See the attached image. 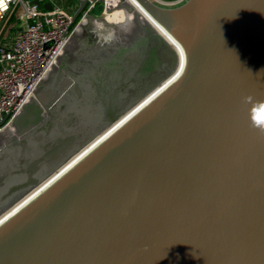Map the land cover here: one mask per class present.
I'll return each mask as SVG.
<instances>
[{
	"label": "water",
	"instance_id": "1",
	"mask_svg": "<svg viewBox=\"0 0 264 264\" xmlns=\"http://www.w3.org/2000/svg\"><path fill=\"white\" fill-rule=\"evenodd\" d=\"M130 1L0 133V264H264V0Z\"/></svg>",
	"mask_w": 264,
	"mask_h": 264
},
{
	"label": "built area",
	"instance_id": "2",
	"mask_svg": "<svg viewBox=\"0 0 264 264\" xmlns=\"http://www.w3.org/2000/svg\"><path fill=\"white\" fill-rule=\"evenodd\" d=\"M120 2L87 0L82 20H74L63 0H0V133L14 131L11 123L81 23L101 6L106 18Z\"/></svg>",
	"mask_w": 264,
	"mask_h": 264
},
{
	"label": "rangeland",
	"instance_id": "3",
	"mask_svg": "<svg viewBox=\"0 0 264 264\" xmlns=\"http://www.w3.org/2000/svg\"><path fill=\"white\" fill-rule=\"evenodd\" d=\"M158 1L164 3L166 7H176V6H179V5L183 4L186 0L184 2H181V3H178V4H174V3H177L179 0H158ZM63 5L67 9V11L73 15L76 12V10H77L78 2L76 0H63ZM93 17H95V18H103V16H102V6L95 11ZM102 20H103V23H102V26H103V24L106 22L107 19H102ZM101 27H99V28H101Z\"/></svg>",
	"mask_w": 264,
	"mask_h": 264
},
{
	"label": "flooded vegetation",
	"instance_id": "4",
	"mask_svg": "<svg viewBox=\"0 0 264 264\" xmlns=\"http://www.w3.org/2000/svg\"><path fill=\"white\" fill-rule=\"evenodd\" d=\"M89 40V39H88ZM88 40L86 41L87 43H86V45L89 43L88 42ZM146 48L147 47H145V45H142L141 47H140V54H143L145 51H146ZM104 60L105 61H108V62H112V61H115L116 59H114V58H112V57H110L109 56V54H105V56L104 57H102V61H100L101 63L102 62H104ZM88 66V65H87ZM88 67H90L92 70H90V71H86V75H88V76H92V77H94L96 74H94V72H96V71H98L99 69H101V70H104V69H106L105 67H104V65H97V64H91L90 66H88ZM68 67H66V69H67ZM73 68V66L71 67V69ZM100 70V71H101ZM62 72H64V71H62ZM71 73H72V75L73 76H75V73H74V71L73 70H71L70 71ZM98 75H100L99 73H97ZM53 75H54V77H57L58 78V76H59V74H54L53 73ZM79 75V74H78ZM103 75H105V74H103ZM101 76V75H100ZM99 76V77H100ZM102 77V76H101Z\"/></svg>",
	"mask_w": 264,
	"mask_h": 264
},
{
	"label": "bare ground",
	"instance_id": "5",
	"mask_svg": "<svg viewBox=\"0 0 264 264\" xmlns=\"http://www.w3.org/2000/svg\"><path fill=\"white\" fill-rule=\"evenodd\" d=\"M127 4H129L133 9H134V11H132L130 14H129V17H131L134 13H135V11H139V8L138 7H136L130 0H124ZM102 26V24H99V27H101Z\"/></svg>",
	"mask_w": 264,
	"mask_h": 264
},
{
	"label": "crops",
	"instance_id": "6",
	"mask_svg": "<svg viewBox=\"0 0 264 264\" xmlns=\"http://www.w3.org/2000/svg\"><path fill=\"white\" fill-rule=\"evenodd\" d=\"M77 11V10H76Z\"/></svg>",
	"mask_w": 264,
	"mask_h": 264
}]
</instances>
